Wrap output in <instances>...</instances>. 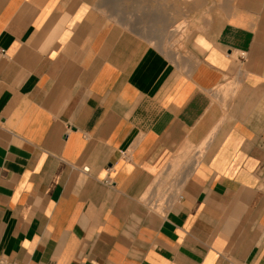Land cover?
Returning <instances> with one entry per match:
<instances>
[{"label": "crops", "instance_id": "crops-1", "mask_svg": "<svg viewBox=\"0 0 264 264\" xmlns=\"http://www.w3.org/2000/svg\"><path fill=\"white\" fill-rule=\"evenodd\" d=\"M0 264H264V27L164 53L100 0H0Z\"/></svg>", "mask_w": 264, "mask_h": 264}, {"label": "rangeland", "instance_id": "rangeland-1", "mask_svg": "<svg viewBox=\"0 0 264 264\" xmlns=\"http://www.w3.org/2000/svg\"><path fill=\"white\" fill-rule=\"evenodd\" d=\"M175 1L100 0L111 21L140 33L164 53L183 49L194 35L214 30L234 11L255 12L264 27V0H201L196 6V0Z\"/></svg>", "mask_w": 264, "mask_h": 264}, {"label": "bare ground", "instance_id": "bare-ground-1", "mask_svg": "<svg viewBox=\"0 0 264 264\" xmlns=\"http://www.w3.org/2000/svg\"><path fill=\"white\" fill-rule=\"evenodd\" d=\"M176 1H177V0H176ZM176 1H175V2H176ZM180 1H181V0H180ZM183 1H190V0H183ZM183 1H182V3H183ZM203 1H204V0H203ZM200 2H202V1H201V0H196V3L194 2V6L199 5ZM204 3H205V2H204ZM170 4H171V2H170ZM172 4H173V3H172ZM200 5H201V4H200ZM136 6H137V5H136ZM175 6H176V5H175ZM177 6H178V5H177ZM183 6H184V5H183ZM181 7H182V6H181ZM187 7H188V6H187ZM187 7H186V8H187ZM200 7H201V6H200ZM202 7H203V6H202ZM189 8H190V7H188V8L185 9V10H188ZM172 10H173V9H172ZM199 10H201V9H199ZM183 12H184V11H183ZM184 13H185V12H184ZM159 14H160V13H159ZM185 14H188V13H185ZM185 17H186V15H185ZM203 22H204V21H203ZM180 28H181L180 26H178V28L176 27V28H175V32H179V31H180ZM181 32H182V30H181ZM181 32H180V34H182ZM177 34H178V33H177Z\"/></svg>", "mask_w": 264, "mask_h": 264}, {"label": "built area", "instance_id": "built-area-1", "mask_svg": "<svg viewBox=\"0 0 264 264\" xmlns=\"http://www.w3.org/2000/svg\"><path fill=\"white\" fill-rule=\"evenodd\" d=\"M0 53H2V50L0 49Z\"/></svg>", "mask_w": 264, "mask_h": 264}]
</instances>
